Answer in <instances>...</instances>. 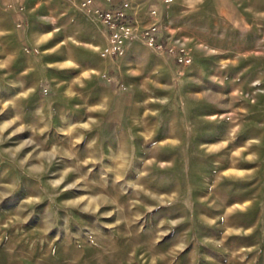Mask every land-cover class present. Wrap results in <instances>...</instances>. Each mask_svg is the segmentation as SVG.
<instances>
[{"label":"rangeland","instance_id":"obj_1","mask_svg":"<svg viewBox=\"0 0 264 264\" xmlns=\"http://www.w3.org/2000/svg\"><path fill=\"white\" fill-rule=\"evenodd\" d=\"M204 1L169 7L173 68L105 63L79 0H0V264H264V26Z\"/></svg>","mask_w":264,"mask_h":264},{"label":"built area","instance_id":"obj_2","mask_svg":"<svg viewBox=\"0 0 264 264\" xmlns=\"http://www.w3.org/2000/svg\"><path fill=\"white\" fill-rule=\"evenodd\" d=\"M140 0H79V7L95 16L107 34V42L100 50V57L115 63L121 57L130 42L138 38L145 46L156 51L168 53L180 66L191 63L188 50L182 46H170L161 36L159 11L150 7L152 21L140 27L138 7ZM169 7L173 0H163ZM139 27V31L136 28Z\"/></svg>","mask_w":264,"mask_h":264},{"label":"crops","instance_id":"obj_3","mask_svg":"<svg viewBox=\"0 0 264 264\" xmlns=\"http://www.w3.org/2000/svg\"><path fill=\"white\" fill-rule=\"evenodd\" d=\"M219 1L223 4V6H225L227 2L228 4L227 6H229L228 11L235 13L236 21H238V23H241L242 21L241 18L243 17V21L245 22V24H247L251 28L253 27L262 28L264 26V0H219ZM174 2L175 0H173V3L171 4L172 7L174 5ZM204 2H205L204 0H180V3L182 5L180 7L181 12H184L186 14L193 13V12H199L201 11L202 5ZM147 4L148 6L146 8V11L144 13L140 12V17H139L140 26H146L152 21V18L148 14L149 8L150 7L157 8V10L159 11L158 20L161 26V30H160L161 36L164 40L167 41V43L170 46H173L171 42L176 43V41H174L172 39V36H168V34H166L164 31V29L168 28L167 24L169 23V21H167L165 18L168 15V13H172V11H170L169 9L171 5L169 7H165L163 0H148ZM176 7H175V11L177 10ZM242 12H244L245 15ZM102 33L104 35L103 28H102ZM106 42H107V39H106ZM133 46H134V43L130 42L127 47L132 48ZM174 46H181V45H174ZM148 50H150V53L152 55L163 57V59L169 58L171 62L172 61L174 62L172 56L168 53L156 52L150 48H148ZM102 60H104L105 63L110 62V60L108 59H102ZM174 64L175 65H173V68H175L176 66L178 67L180 66L176 64L175 62ZM110 76L111 77L109 78H116V75H110ZM126 97L127 96H126L125 91L123 90L114 91L111 104L107 106V110H109V112H107L106 116H104V102H100L99 104H97L102 109V112H101L102 115L99 118V120H97V122L100 123L101 125H104V137L105 138L108 135L109 136L112 135L114 139L116 140L119 139V134H118L119 127L118 126L124 124L125 122L123 113H124V110L127 108Z\"/></svg>","mask_w":264,"mask_h":264},{"label":"bare ground","instance_id":"obj_4","mask_svg":"<svg viewBox=\"0 0 264 264\" xmlns=\"http://www.w3.org/2000/svg\"><path fill=\"white\" fill-rule=\"evenodd\" d=\"M247 145V144H246Z\"/></svg>","mask_w":264,"mask_h":264}]
</instances>
